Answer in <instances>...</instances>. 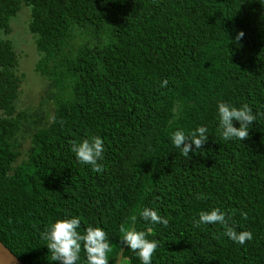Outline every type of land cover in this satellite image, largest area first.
<instances>
[{
	"label": "trees",
	"instance_id": "obj_1",
	"mask_svg": "<svg viewBox=\"0 0 264 264\" xmlns=\"http://www.w3.org/2000/svg\"><path fill=\"white\" fill-rule=\"evenodd\" d=\"M24 8L50 121L16 105L26 76L11 21ZM0 29V240L24 264H61L40 234L66 216L105 229L109 264H141L122 223L151 229V264H264V0H0ZM221 101L256 115L242 141L222 139ZM199 125L209 138L184 157L170 133ZM90 135L104 139L102 172L70 150ZM144 207L169 224L140 219ZM212 207L253 238L195 226Z\"/></svg>",
	"mask_w": 264,
	"mask_h": 264
},
{
	"label": "clouds",
	"instance_id": "obj_2",
	"mask_svg": "<svg viewBox=\"0 0 264 264\" xmlns=\"http://www.w3.org/2000/svg\"><path fill=\"white\" fill-rule=\"evenodd\" d=\"M261 2V0H260ZM244 36L243 30L237 32L235 39L239 41ZM163 81L162 84H166ZM217 120L220 135L223 140L231 139L242 141L249 135V125L256 120L249 104L243 103L235 106L228 102L217 103ZM234 121L239 122L235 126ZM209 132L205 125H199L191 130L176 129L170 133L171 144L180 150V154L189 157L190 153L198 152L202 145L208 140ZM71 152L75 160L82 165L90 166L93 172H102L104 165L105 143L99 135H90L79 141L71 142ZM201 193L197 199H203ZM140 219L148 221L150 224H169L168 218L160 215L154 208L144 207L139 211ZM241 216H246L243 211ZM229 214L219 208L212 207L208 210H201L198 219L194 221L195 226L219 224L224 228V234L232 241L243 245L246 240H251L253 234L250 230L237 231L229 223ZM136 217H133V221ZM81 218L79 216H66L58 218L48 224L41 232V239L45 241L52 254L53 261H60L61 264H77L81 259V249L85 253L84 264H109V254L112 252V244L107 236V232L100 226H87L83 232L79 231ZM148 232L138 230L134 226L121 224L119 227L122 246L132 249L138 256L141 264H151L154 251L158 247L156 240L147 238Z\"/></svg>",
	"mask_w": 264,
	"mask_h": 264
},
{
	"label": "rangeland",
	"instance_id": "obj_3",
	"mask_svg": "<svg viewBox=\"0 0 264 264\" xmlns=\"http://www.w3.org/2000/svg\"><path fill=\"white\" fill-rule=\"evenodd\" d=\"M14 18L11 21L12 25L17 30L21 31L19 34V39L17 38V35L14 37L15 48L21 55V63L18 68V74L26 76H24L25 78H22V84L19 90L20 92L16 101L17 108L19 110H27L29 113L38 111L42 113L43 121L45 119L50 121L53 109V101L48 99L45 95L44 86L46 83L43 84L41 81L42 79L36 76L37 74L35 73V64L39 56H37L38 53L35 48L33 37H30V34L26 31L29 18V9L24 8L21 10L16 22ZM12 35H15V33L12 32ZM12 35H10V38H12ZM2 37H5V35L0 29V39ZM28 141V138L24 140L25 149L29 147Z\"/></svg>",
	"mask_w": 264,
	"mask_h": 264
},
{
	"label": "water",
	"instance_id": "obj_4",
	"mask_svg": "<svg viewBox=\"0 0 264 264\" xmlns=\"http://www.w3.org/2000/svg\"><path fill=\"white\" fill-rule=\"evenodd\" d=\"M0 264L24 263L0 240Z\"/></svg>",
	"mask_w": 264,
	"mask_h": 264
}]
</instances>
